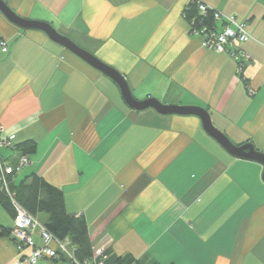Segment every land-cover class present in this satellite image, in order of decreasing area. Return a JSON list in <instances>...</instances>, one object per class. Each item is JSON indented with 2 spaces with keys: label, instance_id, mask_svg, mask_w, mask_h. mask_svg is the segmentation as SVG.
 Segmentation results:
<instances>
[{
  "label": "crops",
  "instance_id": "crops-1",
  "mask_svg": "<svg viewBox=\"0 0 264 264\" xmlns=\"http://www.w3.org/2000/svg\"><path fill=\"white\" fill-rule=\"evenodd\" d=\"M3 1L116 69L137 100L203 107L232 143L264 153V0H200L245 24L241 70L190 30V0ZM0 40L2 135L35 143L15 182L34 172L62 190L93 250L141 264H264L262 164L229 154L196 115L130 108L111 78L1 12ZM14 146L0 148L2 161L17 163ZM0 225H13L1 205ZM20 257L12 236H0V264Z\"/></svg>",
  "mask_w": 264,
  "mask_h": 264
},
{
  "label": "trees",
  "instance_id": "trees-1",
  "mask_svg": "<svg viewBox=\"0 0 264 264\" xmlns=\"http://www.w3.org/2000/svg\"><path fill=\"white\" fill-rule=\"evenodd\" d=\"M197 5V0H190L183 9V17L189 25L195 29L200 28L202 25L207 26V28L218 26L212 10L200 14ZM14 148L21 151L22 155H26L34 152L35 143L30 140L24 141L15 145ZM7 181L8 190L10 194H13V199L18 205L34 217L38 214H44L45 221L40 222L56 239L69 238L71 244L75 247L73 255L78 264H86V261H88L87 264H98L103 255H105V258L102 260V264H141L131 254L116 255L110 250H104L103 255L96 257L93 261L94 250L92 249L88 225L84 216L69 213L65 208L62 190L47 182L41 175L32 172L15 182L14 174ZM0 205L12 215L13 219L15 209L11 203L10 195L3 187H0ZM10 232L11 228L0 225V236H9ZM149 264L159 263L151 261Z\"/></svg>",
  "mask_w": 264,
  "mask_h": 264
},
{
  "label": "built area",
  "instance_id": "built-area-1",
  "mask_svg": "<svg viewBox=\"0 0 264 264\" xmlns=\"http://www.w3.org/2000/svg\"><path fill=\"white\" fill-rule=\"evenodd\" d=\"M197 2L200 14L206 13L207 10H212L213 17L218 26L207 28V26L202 25L200 28L195 29L190 25V30L202 38L201 44L204 48L212 49L218 53L226 52L230 54L238 62L241 70L248 55L240 48V44L251 38V35L245 28V24L237 21L234 16L212 8L200 0H197ZM0 46L2 51H7L4 40H0ZM2 132L3 127L0 124V148L13 146L14 134L5 136L2 135ZM28 164L29 159L25 154L19 157L15 165L2 161L0 156V187L7 190L15 209L10 235L14 239L17 252L21 254V257L16 259L13 264H35L42 258L53 260L65 258L73 264H78L73 255L75 247L71 244L69 238L65 237L63 240H59L53 237L43 224L18 205L13 199V194H10L8 190V178ZM35 233L41 239L40 244H36L33 240V234ZM103 252L104 250L101 248L95 249L93 251V261L96 257L102 256ZM104 258L105 255L98 261V264H102ZM85 263L87 264L88 261Z\"/></svg>",
  "mask_w": 264,
  "mask_h": 264
},
{
  "label": "water",
  "instance_id": "water-1",
  "mask_svg": "<svg viewBox=\"0 0 264 264\" xmlns=\"http://www.w3.org/2000/svg\"><path fill=\"white\" fill-rule=\"evenodd\" d=\"M0 12L12 23L21 29H38L44 31L47 36L61 45L84 62L111 78L118 86L125 103L132 109L142 110L148 107L154 108L160 114L196 115L201 121L204 131L217 141L229 154L234 157L255 161L263 165L262 179L264 181V153L256 150L252 143H232L227 136L218 130L211 121L208 111L199 106H184L164 104L155 98L137 100L133 97L124 76L116 69L105 64L89 51L74 43L67 36L59 33L52 24L23 18L16 14L3 0H0Z\"/></svg>",
  "mask_w": 264,
  "mask_h": 264
}]
</instances>
